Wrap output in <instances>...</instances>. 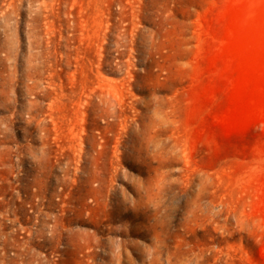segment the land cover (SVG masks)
<instances>
[{
    "label": "rangeland",
    "instance_id": "374dc122",
    "mask_svg": "<svg viewBox=\"0 0 264 264\" xmlns=\"http://www.w3.org/2000/svg\"><path fill=\"white\" fill-rule=\"evenodd\" d=\"M0 264H264V0H0Z\"/></svg>",
    "mask_w": 264,
    "mask_h": 264
}]
</instances>
